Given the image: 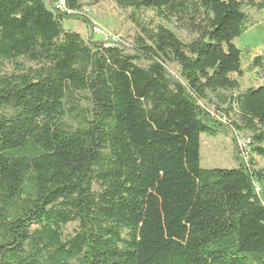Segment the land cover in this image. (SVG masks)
<instances>
[{
    "label": "trees",
    "instance_id": "16d2710c",
    "mask_svg": "<svg viewBox=\"0 0 264 264\" xmlns=\"http://www.w3.org/2000/svg\"><path fill=\"white\" fill-rule=\"evenodd\" d=\"M114 1L130 51L63 28L90 23L51 0H0V264H264V169L203 168L198 142L219 124L202 104L239 88L242 0ZM217 97L264 157V85Z\"/></svg>",
    "mask_w": 264,
    "mask_h": 264
},
{
    "label": "rangeland",
    "instance_id": "374dc122",
    "mask_svg": "<svg viewBox=\"0 0 264 264\" xmlns=\"http://www.w3.org/2000/svg\"><path fill=\"white\" fill-rule=\"evenodd\" d=\"M49 5L48 0H45ZM245 11L253 21V25L241 35L233 39L234 45L242 50L241 67L242 75L238 78L239 88L233 92L217 91L210 95L212 103L202 104L209 114L219 122L216 131L198 133V142L200 148V164L203 168H231L235 167L237 154L242 156L244 160L248 156L252 157L257 168L264 169V157L257 156L252 153L251 148L246 145L244 150H240V145L248 140L249 130H238L233 125L232 121L236 118L232 113L225 114V106L219 105L222 109L216 107L219 102L217 96L223 94H237L251 87L264 85V61L263 65L258 68H251L250 64L256 55L263 54L264 57V8L258 9L248 3V0H242ZM253 2H259L253 0ZM80 8L74 13H78L85 17L90 23L87 27L86 22L77 18H66L62 20V26L65 29H71L78 32L85 40L90 35V30L93 32V27H104L111 30L120 37L121 46L127 50H131L135 36L138 34V27L131 19L128 18L130 9L123 10L119 8L114 0H79ZM51 6V5H50ZM139 20L142 24L148 27H154L157 24H162L177 35V37L187 43L191 37L186 30L171 21L160 20L154 16V13L149 9H141L139 12ZM91 28V29H90ZM94 39L99 40V36L92 33ZM100 41V40H99ZM264 60V59H263ZM177 68L170 66L168 71L175 74ZM236 78V74L231 75ZM264 131V127L262 128ZM264 147V143L262 144ZM236 147L239 149L236 152ZM243 153V154H242ZM77 229V222H69L63 230L65 237L74 234Z\"/></svg>",
    "mask_w": 264,
    "mask_h": 264
},
{
    "label": "built area",
    "instance_id": "2783aa9c",
    "mask_svg": "<svg viewBox=\"0 0 264 264\" xmlns=\"http://www.w3.org/2000/svg\"><path fill=\"white\" fill-rule=\"evenodd\" d=\"M51 8L55 11L67 12V13H74L75 11L69 10L66 6V0H51ZM94 35L99 36V40L102 41L105 45H116L121 46L120 37L108 30L104 27L98 26L93 27ZM249 140H247L244 144L240 145V150L243 151L244 147L248 145ZM243 154V153H242Z\"/></svg>",
    "mask_w": 264,
    "mask_h": 264
},
{
    "label": "crops",
    "instance_id": "0c3cea01",
    "mask_svg": "<svg viewBox=\"0 0 264 264\" xmlns=\"http://www.w3.org/2000/svg\"><path fill=\"white\" fill-rule=\"evenodd\" d=\"M71 30V29H70Z\"/></svg>",
    "mask_w": 264,
    "mask_h": 264
}]
</instances>
